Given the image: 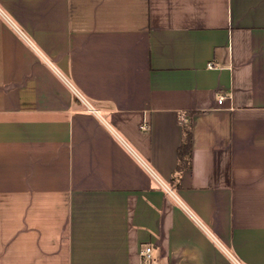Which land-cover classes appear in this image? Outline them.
Wrapping results in <instances>:
<instances>
[{"label":"crops","instance_id":"obj_1","mask_svg":"<svg viewBox=\"0 0 264 264\" xmlns=\"http://www.w3.org/2000/svg\"><path fill=\"white\" fill-rule=\"evenodd\" d=\"M0 264H264V0H0Z\"/></svg>","mask_w":264,"mask_h":264},{"label":"trees","instance_id":"obj_2","mask_svg":"<svg viewBox=\"0 0 264 264\" xmlns=\"http://www.w3.org/2000/svg\"><path fill=\"white\" fill-rule=\"evenodd\" d=\"M192 117L193 113H185L180 118L182 142L177 150V167L172 176L173 188L180 187L181 174L191 168L192 155Z\"/></svg>","mask_w":264,"mask_h":264},{"label":"built area","instance_id":"obj_3","mask_svg":"<svg viewBox=\"0 0 264 264\" xmlns=\"http://www.w3.org/2000/svg\"><path fill=\"white\" fill-rule=\"evenodd\" d=\"M208 67L211 68L212 65L209 63L208 64ZM224 100V97H220L219 100H218V103L221 104ZM143 128L146 129V125H143ZM226 253L229 255V252L227 250H225ZM151 254H152V248L149 246L147 248H145L142 252H141V257H142V260L143 262H149L151 260ZM236 261V260H235Z\"/></svg>","mask_w":264,"mask_h":264}]
</instances>
